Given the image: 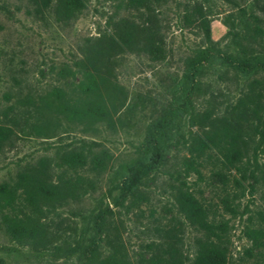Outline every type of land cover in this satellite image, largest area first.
I'll use <instances>...</instances> for the list:
<instances>
[{"label": "rangeland", "instance_id": "1", "mask_svg": "<svg viewBox=\"0 0 264 264\" xmlns=\"http://www.w3.org/2000/svg\"><path fill=\"white\" fill-rule=\"evenodd\" d=\"M194 3L210 11L211 43L183 19L186 8ZM85 4L77 20L65 23L55 14V2L36 14L31 0H0V125L12 127L16 134L0 150V186L13 185L42 158L50 160L53 182L61 171L57 167L61 155L76 146L84 153L108 154L96 190L50 216L75 228L68 238L71 247L55 254L33 243L17 242L0 219V264H78L91 250L107 253L109 241L124 246L129 264H143L155 246L161 251L171 245L183 264H195L199 245L211 238L189 225L178 211L174 194L183 184L206 204L216 206L228 222V243L221 244L225 264H264V238H250L252 230L264 229L258 216L264 211L261 188L251 194L252 181L247 178L243 196L233 202L236 214L231 215L221 204L231 184L227 192L222 189L214 177L216 167L202 162L196 166L197 174L186 171L183 163L190 156V135L203 137L208 131L190 123L192 112L212 106L214 116L222 117L225 106L234 103L251 82L257 80L264 86L263 71L240 70L225 60L232 55L236 62L247 46V57L264 65V35L254 31L256 26L264 30V0H167L159 13L160 59L154 61L141 52L123 53L115 59L112 81L122 88L125 104L113 129L104 122H71L44 107L52 89L69 93L81 80L74 61L81 57L85 40L106 31L112 19L139 22L136 12L117 9L116 0H85ZM167 110L173 114L166 124L169 147L164 161L138 188L148 201L132 205L135 194L124 195L120 187L129 181L141 143ZM3 212L21 216L28 210L18 201Z\"/></svg>", "mask_w": 264, "mask_h": 264}, {"label": "trees", "instance_id": "2", "mask_svg": "<svg viewBox=\"0 0 264 264\" xmlns=\"http://www.w3.org/2000/svg\"><path fill=\"white\" fill-rule=\"evenodd\" d=\"M31 1L36 14H42L55 2V14L58 20L65 23L77 20L86 8L85 0ZM116 1L117 9L136 12L139 22L125 17L110 20L106 31L85 40L80 49L81 57L74 61L81 80L72 85L69 93L54 88L46 95L44 107L71 122L88 125L104 122L108 127L115 128L119 112L125 104L122 88L112 81L115 78L116 57L138 52L147 54L154 61L161 57L163 40L159 13L167 0ZM209 13V9L194 3L186 8L183 15L188 25L203 32L207 43H211ZM254 20L260 21L259 18ZM254 31L256 35H264L259 26ZM249 52L248 47L243 46V57L234 62V57L228 55L225 60L240 70L264 72V65L257 58H253L256 60L253 62L252 57H247ZM210 107L190 114L192 125L206 127L208 131L203 137L195 133L190 135V156L183 163L186 171L197 174L196 166L202 162H210L216 167L214 177L220 180L222 189L227 192L231 184L228 196L221 200L222 209L235 215L233 202L243 196V182L247 178L252 181L250 193L260 187L264 197V86L257 80L251 82L234 103L225 106L222 117L214 116ZM172 114V110L165 111L153 127L154 131L141 143L140 157L131 168L129 181L120 187L124 195L135 194L132 205L148 201L138 188L143 179L164 161V151L169 147L166 124ZM12 123L16 125V121ZM32 128L39 129L36 125ZM15 135L12 127L0 125V150ZM83 145L86 146L85 142ZM259 157L263 158V162L258 161ZM107 160L105 151L84 153L81 146H76L61 155L57 165L61 171L53 182L50 160L42 158L21 173L13 185H1L0 219L9 235L17 242L33 243L46 252L61 254L69 249L68 238L75 233V228L63 219L53 221L50 216L69 202H78L94 192L97 176L104 170ZM81 170L87 174H81ZM18 201L28 210L27 213L10 216L3 212L4 208H13ZM174 201L189 225L206 232L211 238L199 245L195 264H225V249L221 244L228 243V222L217 212V207L206 204L185 184L177 188ZM258 216L264 225V211H259ZM250 238L253 241L264 238V229L252 230ZM108 247L109 251L104 254L96 249L84 253L78 264H129L122 244L109 241ZM174 248L171 245L160 251V246H155L154 254L144 259L143 264H183Z\"/></svg>", "mask_w": 264, "mask_h": 264}]
</instances>
